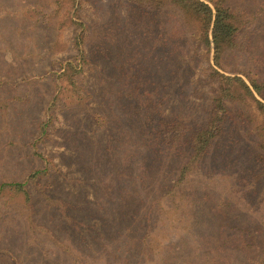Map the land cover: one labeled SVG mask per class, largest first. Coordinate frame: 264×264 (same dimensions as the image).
Wrapping results in <instances>:
<instances>
[{
  "label": "rangeland",
  "instance_id": "obj_1",
  "mask_svg": "<svg viewBox=\"0 0 264 264\" xmlns=\"http://www.w3.org/2000/svg\"><path fill=\"white\" fill-rule=\"evenodd\" d=\"M229 1L238 26L230 67L239 76L263 81L264 0ZM125 30L139 40L145 26L130 18L124 0H0V185L22 183L29 196L26 200L19 191L0 188V264H122L120 256L105 259L103 243L108 234L116 237L128 226L139 230L136 236L143 245L142 221L115 219L110 207L118 199L109 203L102 189L103 184L117 189L105 165L103 122L115 138L127 130L121 123L124 107L112 103L120 100L116 69L94 55L93 35L105 31L112 38L104 44L114 62ZM191 53L200 55L196 70L186 74L191 86L199 84L197 96L187 87L195 115L211 96L209 84L200 79L210 55L194 46L186 55ZM184 77L169 81L168 106L180 103L173 90ZM248 103L251 125L239 132L243 137L238 142L245 150H213L206 157L209 162L199 164L203 184H236L237 175L248 181L245 170L258 167L249 152L251 143L243 141L254 135L264 139V115ZM207 168L216 171L203 176ZM253 192L245 195L256 207L251 213L242 211L241 227L263 216L264 178ZM61 211L74 222H65ZM175 221L172 214L156 221L147 238L153 260L134 259V264H176L167 248L183 232L172 228ZM228 234L236 237L238 230ZM123 240L120 236L118 244ZM136 241L134 248L139 247Z\"/></svg>",
  "mask_w": 264,
  "mask_h": 264
},
{
  "label": "trees",
  "instance_id": "obj_2",
  "mask_svg": "<svg viewBox=\"0 0 264 264\" xmlns=\"http://www.w3.org/2000/svg\"><path fill=\"white\" fill-rule=\"evenodd\" d=\"M124 4L130 18L145 26L142 38L134 39L133 32L125 30L118 44L121 54L111 62L106 45L112 38L105 31L93 35L94 55L109 60L116 69L120 100L112 103L124 107L121 123L127 130L115 138L103 122L105 165L117 189L105 184L102 189L109 203L118 199L110 207L115 208L114 218L141 220L145 234L142 246L136 236L138 229L128 226L116 237L108 234L103 243L105 259L120 256L122 264L153 260L147 238L160 217L172 214L176 220L172 228L183 230L167 246L176 264H264V213L248 227L239 223L242 211L251 213L256 207L249 205L245 193L251 190L253 196L255 183L264 178V139L254 135L243 141L251 143L249 152L258 165L245 170L248 181L237 175L236 184H203L199 165L208 163L207 155L218 146L239 148L243 137L239 132L251 125L248 101L264 115V80L244 73L239 76L230 67L238 35L237 13L229 0H124ZM192 46L210 55L200 79L209 84L211 96L195 115L188 91L197 96L199 84L191 86L186 74L196 70L200 55H186ZM181 74L185 79L177 80L173 90L180 103L168 106L169 81ZM243 150L240 147L237 154ZM215 171L207 168L203 176ZM3 187L19 191L29 200L22 183L1 184ZM235 205L240 209L232 211ZM61 214L65 222H74L65 211ZM235 229L236 237L228 234ZM120 236L124 239L121 245ZM135 241L139 247H133Z\"/></svg>",
  "mask_w": 264,
  "mask_h": 264
}]
</instances>
